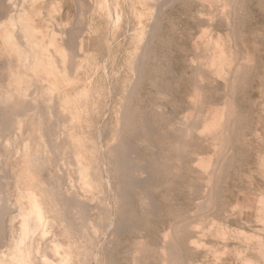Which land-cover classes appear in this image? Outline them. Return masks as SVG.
I'll return each mask as SVG.
<instances>
[{
	"label": "rangeland",
	"instance_id": "obj_1",
	"mask_svg": "<svg viewBox=\"0 0 264 264\" xmlns=\"http://www.w3.org/2000/svg\"><path fill=\"white\" fill-rule=\"evenodd\" d=\"M153 1L0 0V264H264V0Z\"/></svg>",
	"mask_w": 264,
	"mask_h": 264
},
{
	"label": "bare ground",
	"instance_id": "obj_2",
	"mask_svg": "<svg viewBox=\"0 0 264 264\" xmlns=\"http://www.w3.org/2000/svg\"><path fill=\"white\" fill-rule=\"evenodd\" d=\"M155 1V0H154ZM153 1V2H154ZM160 1V0H159ZM13 4H15V3H13ZM157 5V4H156ZM15 6V5H14ZM155 9V8H154ZM233 11V10H232ZM14 15V14H13ZM14 16H18L17 15V13L14 15ZM10 17V16H9ZM19 17V16H18ZM18 17H15L16 18V21H17V18ZM14 18V17H13ZM12 18V19H13ZM11 19V20H12ZM8 20V19H7ZM15 20V19H14ZM22 21L21 20V18L20 19H18V21ZM10 21V20H9ZM13 21V20H12ZM12 21H10V23L12 22ZM17 21V22H18ZM14 22V21H13ZM16 22V23H17ZM29 22V21H28ZM4 23V22H3ZM9 23V24H10ZM13 24V23H12ZM12 24H10L11 25V28L13 27V25ZM17 24H19V23H17ZM22 24H24V23H22ZM22 24H21V26H22ZM10 25H8V26H10ZM149 24H147V26H148ZM152 25V24H151ZM6 26V25H5ZM20 26V25H19ZM4 27V26H3ZM24 27H26L25 25H24ZM27 27H29V26H27ZM0 28H2V24H1V27ZM17 28V27H16ZM6 29V28H5ZM12 29H14V28H12ZM19 29V28H18ZM22 29H23V27H22ZM147 29V28H146ZM146 29L144 30V35H146L145 34V31H146ZM15 30V29H14ZM20 30V29H19ZM18 30V31H19ZM150 30V29H149ZM16 32H17V30H16ZM146 32H148V31H146ZM7 33V32H6ZM12 32L10 31L9 32V34H10V36L12 35L11 34ZM16 35V34H15ZM25 35H28V36H26L25 38H27L28 39V37H29V39H30V35L29 34H25ZM143 35V34H142ZM147 37V36H146ZM145 37V38H146ZM18 38V37H17ZM16 38V40L15 41H17L18 39ZM140 38V37H139ZM3 39V38H2ZM6 40H8V41H10V39H8V37H6V39H5V42H6ZM137 40H138V38H137ZM145 40V39H144ZM15 41H13V39H12V41L11 42H14V44H15ZM142 41V40H141ZM141 41H140V43L139 44H141ZM10 42V43H11ZM32 42V40L31 41H29V43H31ZM138 42V41H137ZM16 43H18V41L16 42ZM11 44H13V43H11ZM142 45V44H141ZM139 46V45H138ZM145 48V50H146V47H144ZM52 49V48H51ZM143 49V48H142ZM141 51V50H140ZM144 51V50H143ZM143 54V53H142ZM24 55V54H23ZM136 60V62L138 61L137 60V58H135ZM143 59V58H142ZM32 61H33V59H32ZM59 61V60H58ZM135 62V63H136ZM140 65V64H139ZM233 67V66H232ZM228 72V71H227ZM229 73V72H228ZM231 73V72H230ZM235 75V74H234ZM34 81V80H33ZM202 85V84H201ZM228 94H230V92H228ZM230 99V98H229ZM232 99V98H231ZM234 105V104H233ZM231 109V108H230ZM123 114H124V112H123ZM123 114L121 115V116H123ZM120 116V117H121ZM124 116H125V114H124ZM226 116V115H225ZM125 118V117H124ZM221 118V117H220ZM121 120H124L123 118L121 119ZM125 121V120H124ZM230 122V120L228 119V117H227V122L226 123H223L224 125H226V126H223V127H226V129H225V131H222V133H224L225 132V135H226V133H228V131H230V130H228L229 129V122ZM224 122V121H223ZM121 123H122V121H121ZM124 123V122H123ZM122 123V124H123ZM222 124V125H223ZM207 127V126H206ZM204 129V128H203ZM223 129V128H222ZM205 130V129H204ZM206 131V130H205ZM208 132V131H207ZM195 133V132H194ZM203 133V132H202ZM210 133V132H209ZM118 134V133H117ZM198 134V133H197ZM120 135V134H119ZM222 135V134H221ZM228 135V134H227ZM207 137V136H206ZM225 137V136H224ZM115 138L117 139V137L115 136ZM118 138H119V136H118ZM121 138V137H120ZM222 138H223V136H222ZM224 139V138H223ZM228 139H229V136H228ZM117 141V140H116ZM115 142V141H114ZM231 142V141H230ZM116 143V142H115ZM114 144V143H113ZM231 144V143H230ZM227 145V144H226ZM111 146V145H110ZM104 147V146H103ZM107 148V147H106ZM110 149H112V151L114 150V146H112V148L111 147H109ZM105 150V149H104ZM127 151V150H126ZM103 152H105V151H103ZM128 152V151H127ZM227 154V153H226ZM106 155V154H105ZM110 155V154H109ZM114 155V154H113ZM223 156V155H222ZM103 160V159H102ZM102 162V161H101ZM80 163V162H79ZM79 163H78V165H79ZM144 163V162H143ZM87 167H88V165L87 164H85ZM147 165V164H146ZM82 167L81 169L83 170H81L82 171V174L85 172V174L87 175V173H89V172H87L88 171V169H87V167H85V166H83V165H79L78 167ZM215 166V165H214ZM129 168V167H128ZM141 168H143V167H141ZM140 167L139 168H137L135 171L136 172H134V173H136V179L138 180V181H141V180H143V181H145L146 179H148L147 178V175H145V174H142V173H144L143 172V170L141 169ZM214 168V167H213ZM215 168H217L216 166H215ZM118 169V168H117ZM208 170V169H207ZM213 170H215V169H213ZM121 171V170H120ZM209 171V170H208ZM128 172V171H127ZM206 172V171H205ZM212 172V175H214V174H216V172L214 173L213 171H211ZM210 172V173H211ZM209 173V174H210ZM214 173V174H213ZM81 174V179L83 178V177H85V174L84 175H82ZM107 174V173H106ZM127 178V177H126ZM150 178V177H149ZM110 179V178H109ZM134 179V178H133ZM80 181H82L83 182V180H80ZM79 181V182H80ZM86 181V180H85ZM84 181V183H82L83 184V186H87V188H88V184H87V182L88 181H86L85 182ZM69 182V181H68ZM130 182H131V180H130ZM210 182V181H209ZM81 184V185H82ZM208 184V183H207ZM138 185H140V184H138ZM209 185V184H208ZM90 186V185H89ZM73 187V186H72ZM82 187V186H81ZM205 187V186H204ZM85 188V187H84ZM86 188V189H87ZM90 188H91V186H90ZM112 191V190H111ZM212 191V190H211ZM56 195V194H55ZM215 198V197H214ZM36 199V198H35ZM260 200H262V198L260 199ZM259 200V201H260ZM40 202V201H39ZM259 203V202H258ZM260 204V203H259ZM261 205V204H260ZM26 206V205H25ZM264 206V205H263ZM34 207H35V210L33 209V210H30L29 209V211H27V213H22V218H21V229L23 230V235H24V232H25V236H21V238H20V241L18 240V242H19V244L17 245V247H16V254L13 256V258H15V264H27V261H28V258H30V257H25V253H23V243H25V240H27L28 241V239L30 238V236H34L37 232H38V230H40L42 227H44L45 225H46V222H47V217L43 214V213H41V208H40V206H38V204H37V202H36V204L34 205ZM261 208V207H260ZM263 210V209H262ZM25 212V211H24ZM46 212V211H45ZM260 212V211H259ZM263 212V211H262ZM258 213V212H257ZM255 214V213H254ZM251 217V216H250ZM259 217V216H258ZM234 219V218H233ZM204 220V219H203ZM261 222V221H260ZM263 223H264V221H262ZM53 223V222H52ZM51 224V223H50ZM200 224V223H199ZM255 224V223H254ZM260 224H262V223H260ZM52 225V224H51ZM68 225V224H67ZM264 225V224H263ZM108 226V225H107ZM110 226V225H109ZM201 226V225H200ZM199 226V227H200ZM210 226V225H209ZM169 228H171V227H169ZM70 229V228H69ZM196 229H197V227H196ZM212 229V228H211ZM42 230V229H41ZM168 231V230H167ZM171 231V230H170ZM197 232L199 231V230H196ZM258 231H260L259 229H258ZM263 231V230H262ZM172 232H174V231H172ZM196 232V233H197ZM200 232V231H199ZM261 232V231H260ZM21 233H22V231H21ZM208 233V232H207ZM219 233V232H218ZM244 234V233H243ZM257 235V234H256ZM101 236V235H100ZM174 236V235H173ZM200 236V235H199ZM254 236V235H253ZM169 237V236H168ZM176 237V236H175ZM197 237V236H196ZM263 237V236H262ZM82 238V237H81ZM84 238V237H83ZM173 238V237H172ZM246 238V237H245ZM248 238V237H247ZM251 238V237H250ZM249 238V239H250ZM253 238V237H252ZM165 239H167L166 238V236H165V238H164V240ZM258 239V238H257ZM105 240V239H104ZM163 240V241H164ZM169 240V239H168ZM167 240V241H168ZM192 240H194V239H192ZM201 240V239H200ZM264 240V239H263ZM176 241V240H175ZM191 241V240H190ZM227 241V240H226ZM259 241H260V238H259ZM17 242V243H18ZM169 242V241H168ZM167 242V243H168ZM192 242H193V244H192ZM225 242V241H224ZM249 242V241H248ZM255 242V241H254ZM261 242V241H260ZM88 243V242H87ZM166 242L164 241V244L162 243L161 244V250L162 251H164L168 246H170V245H167V244H165ZM194 243H195V245L197 244L196 242H194V241H191V244L192 245H194ZM250 243V242H249ZM169 244V243H168ZM159 245V244H158ZM248 245V244H247ZM258 245V244H257ZM257 245H255V246H257ZM263 245V244H262ZM261 245V246H262ZM172 246V245H171ZM171 246H170V248H171ZM252 246V245H251ZM101 247V246H100ZM173 247V246H172ZM254 247V246H253ZM253 247H252V249H253ZM264 247V246H263ZM90 248V247H89ZM235 248V247H234ZM258 248V247H257ZM168 249H169V247H168ZM167 249V250H168ZM246 249V248H245ZM25 250H27V249H25ZM100 250V249H99ZM229 250V249H228ZM257 250V249H256ZM28 252H29V250H27ZM92 251V250H91ZM160 251V250H159ZM171 251V250H170ZM259 251H261V248H260V250ZM101 252V251H100ZM263 252L264 251H262V252H259V254L261 255V257L264 255L263 254ZM102 253V252H101ZM100 253V254H101ZM161 253H163V252H161ZM171 253H172V251H171ZM249 253V252H248ZM173 254V253H172ZM247 254V253H246ZM27 255H28V253H27ZM29 255H30V253H29ZM28 255V256H29ZM68 255H69V253H68ZM162 255V254H161ZM239 255H240V253H239ZM67 255H65V257H66ZM70 256V255H69ZM163 256V255H162ZM71 257V256H70ZM69 257V258H70ZM72 258V257H71ZM247 258V257H246ZM31 259V258H30ZM172 259H175V258H172ZM262 259V258H261ZM263 259H264V256H263ZM31 261V260H30ZM29 261V262H30ZM72 261V260H71ZM70 261V262H71ZM253 261V260H252ZM259 262V261H258ZM261 262V261H260ZM69 263V261H65V260H61L60 262H57V263H55V264H68ZM176 263V262H175ZM181 263V262H180ZM249 263V262H248ZM251 263V262H250ZM167 264V263H166ZM257 264V263H256ZM259 264V263H258Z\"/></svg>",
	"mask_w": 264,
	"mask_h": 264
}]
</instances>
